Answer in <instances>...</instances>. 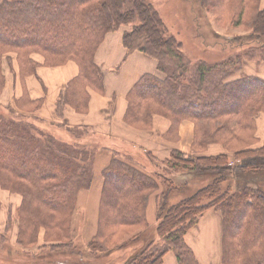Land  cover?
Returning a JSON list of instances; mask_svg holds the SVG:
<instances>
[{
  "label": "trees",
  "instance_id": "trees-1",
  "mask_svg": "<svg viewBox=\"0 0 264 264\" xmlns=\"http://www.w3.org/2000/svg\"><path fill=\"white\" fill-rule=\"evenodd\" d=\"M210 1L202 0L203 5H214ZM220 2L225 5L228 0ZM244 2L246 4L245 0H240V5ZM72 6L76 7L73 13L85 17L82 26H77L79 35L74 34L72 42L65 47L64 44H51L44 34L47 30L53 34L65 31L61 27L66 25L65 16ZM20 17H26L25 22ZM136 20L139 24L124 32L125 47L156 58L158 70L165 71L167 76L161 79L148 73L138 80L128 95L125 120L131 125H149L147 121L153 110L158 109L155 106L169 107L181 117L196 121L197 144L206 147L209 142L222 143L232 150L235 161L232 162L226 153L198 156L173 151V169H165L166 174L154 175L114 157L103 171L98 232L89 242L88 249L96 251V264H118L116 251L122 249L127 257L119 264H162L164 255L170 250L175 252L178 264H199L185 235L208 209L214 207L224 216L222 264H264V143L254 147L250 142L229 148L232 143L243 141L242 134L253 130L256 115L264 110L263 78L247 75L229 79L240 68L241 55L220 63L197 61L192 65H195V76H190L191 61L181 50L182 42L148 0H79L78 3L74 0H0V67L3 50H26L28 54L37 47L48 53H65L70 49L71 53L65 54L79 62L80 75L68 85L74 88L78 84L76 91L79 92V86L86 89V83L90 82L102 90L104 75L96 65L93 53L106 33ZM22 23L31 26L29 32L33 25L41 23L34 28L43 35L15 37V30L22 27ZM250 28L258 39L264 37V10H258ZM254 48L264 50V46ZM88 49H91L90 53ZM166 57H173L174 62L167 63ZM185 78L191 82L183 85ZM192 83L196 84L193 91L189 89ZM185 89L188 91L184 92ZM70 100L68 92L64 95L62 91L58 102L67 101L66 105ZM199 101L202 104L198 108ZM6 109H10L11 122L0 115V168L13 176L10 188L29 191L28 203L20 212L23 245L36 243L38 228L44 227L45 240L50 242L51 250L65 249L72 242L69 222L77 194L80 189L89 188L92 182L91 158L94 154L90 151L91 146L83 144L85 146L79 147L52 132L43 142L38 137L43 134L36 133V128L18 124L27 116L16 109ZM198 123L207 125L199 131ZM212 125L215 126L212 128ZM249 137L250 141L256 138L254 131ZM91 148L97 151V147ZM67 159L74 160L77 165ZM115 180H123L126 184L116 185ZM152 193H156L157 222L149 227L146 208ZM63 221L68 225L64 226ZM237 223L240 227L232 230ZM127 227H136L137 231L123 241L115 240L117 233ZM54 228L59 231L52 234ZM150 228V233L156 237L145 243L140 238ZM30 230L36 233L30 234V241L24 240L22 235ZM51 234L50 238L48 235ZM65 255L73 257L75 253ZM82 256V259L65 257L64 261L58 262L50 261L52 255L44 257L39 253L31 259L36 262L25 264H87L84 261L87 257Z\"/></svg>",
  "mask_w": 264,
  "mask_h": 264
},
{
  "label": "rangeland",
  "instance_id": "rangeland-1",
  "mask_svg": "<svg viewBox=\"0 0 264 264\" xmlns=\"http://www.w3.org/2000/svg\"><path fill=\"white\" fill-rule=\"evenodd\" d=\"M78 1L79 0H74V2L77 3ZM148 1H150L154 5V7L160 12V15L162 16L169 30L178 38V40L182 42L183 46L181 47V50L184 53L186 59L187 60L189 59L191 61V66H190L191 68L189 70L190 76H195L194 75L195 65L194 66L192 65L195 64V62L197 61L202 60L210 64L220 63L222 60L224 61V59L229 60V57L237 58V55H241L242 58L241 66L239 69L235 70L234 73H232L229 79L234 80L241 76L244 77L247 75H254L264 79V50H256V48H254V47L259 48L261 46H264V37L260 36V38L258 39L257 37L259 36L254 34L253 30L250 28L253 19H255L256 17V13L258 12V10L259 11L264 10V0H245L246 4L244 2V5L242 6L240 5V0H235V1L228 0V2L225 3V5H222L220 0H212L209 3L214 5H210V6L203 5L202 0H148ZM75 9L76 7L72 6L71 11L68 12V14H66L65 16L66 25L62 23V25L64 26L61 27V28H65V31L61 30L53 34L49 30H47V32L44 34L43 37L48 38L47 40L51 44H55L56 46L64 44L63 47H65L68 43L72 42V38L74 34L78 36L80 33V28H77V26H82L85 18L81 14L77 16L75 13H73ZM242 9L243 11L242 13H240ZM81 11L82 10L80 9L78 10L79 13H81ZM63 15L64 14L61 12L60 18H62ZM24 18L20 17L19 19H21L22 22H25L23 21ZM135 24L138 25L139 21L136 20L128 24L127 26L122 25L118 29H120L121 27L124 28L123 29V35H124V32L133 29ZM39 26H41V23L33 25V29H31L29 32L28 30L31 28V26L29 24L27 25L25 23H22V27L15 30L16 31L15 37H23V36H31V35L42 36L43 34L39 33L37 29H35L38 28ZM25 31H28V33L24 34L23 32ZM108 33L104 35L103 39L101 40V43L104 41ZM100 44L96 48L95 53H93L94 56L96 55V52ZM90 50L88 49V53H90ZM134 50L137 49H130V51H134ZM4 51L5 50H3V52ZM18 51L9 50L7 52L1 53L2 57H1L0 76L1 74L2 76L0 77V91H1L0 115H4L5 120L11 122L9 108H13L20 111L22 115L28 116L29 118L28 117L23 118V120H21L18 124H20L21 126L31 125L32 127L36 128L35 129L36 133L43 134L42 136L38 135V137L43 142H45L46 140H48V137L51 134L50 132H52L55 136L59 135V132L54 130L53 127L39 121L40 111L43 109L45 105L44 99L35 101V99H33L29 95L28 90L26 91L23 90L20 97H17L16 95L11 96L10 91L5 93V95L3 92L5 88H7L9 85L8 84L9 79H14V78L17 79L18 76H20L22 80V85H24L26 78L35 75L36 78H38V80L42 82L43 86H45L44 76L40 73V71H44V68H48L49 74L53 75V73L57 69H59L63 65L68 64L71 61L76 62L75 64L78 67V69L80 68V65L75 58L67 57L66 54L71 53L70 49L66 50L65 52L66 54L64 53V51L61 52L52 51L53 53H48L38 47L29 50L30 52L28 54L26 50H18ZM61 54H65L66 56L60 57ZM165 61L167 63L172 64V62H174V59L173 57L171 58L166 57ZM99 69L101 70L100 67ZM157 71L158 72L156 73V75L159 78L163 79L167 76L166 75L167 73L165 71L162 72L158 70V68ZM77 77H75L72 80H75ZM209 79L211 80L212 78ZM72 80H70L64 86L62 91L64 95L66 94V92H68L69 98L71 99L68 105L74 107L76 110L84 111L88 107L91 100L89 89H93L96 93L99 94H102L105 89V85L103 86V89L100 90L94 87L90 82L86 83V85L84 82H82V84L85 85L86 89H82L79 86L80 91L78 92L76 91L78 84L75 85L74 88L71 87L72 85L71 86L68 85ZM189 81L190 80L185 78L182 83L183 85H186ZM103 83H104V79H103ZM189 87H190L189 89L193 91V89L196 87V84L192 83V86L189 85ZM70 90H75V92ZM187 91L188 90L186 89L184 90V92ZM65 102L67 101L58 102V108H60L59 110L60 113L61 110L65 107L64 104ZM239 102H237V104ZM175 104L174 106H176ZM201 104L202 103L199 101L197 107L199 108ZM6 108H8L9 110H7ZM152 108H154L153 105ZM155 108L158 109L153 110L149 119L148 117L146 118V120L148 119L147 122L150 123L149 125L133 124L132 126L140 130H149L153 126L154 116L159 115L170 120V125L172 130H176L178 129L179 124L183 120L192 119L190 117H181L182 115L180 113L172 111V109L169 107L161 108L155 106ZM192 122H194V126H195L194 128L195 140L193 145V150H194L193 152L194 154L201 156L199 154H202L203 152L200 151H203L208 147V145L212 143H219V142H211V143L209 142L206 147L201 146V144H197L196 141L197 123L194 120ZM206 125L207 124L204 123H198L199 131L203 129ZM214 126L215 125H212V128ZM253 127L254 128L253 130L251 129L252 130L251 132H246L242 134V137L244 138L242 142L238 141L236 143H232L231 147L229 148H235V147L238 148L250 142L254 144L253 145L254 147L260 146L264 143V140L261 143H258L260 142V138L257 135L258 129H261V133L264 134V110H261L256 115V120ZM70 130L71 133L74 134L75 136L81 134L80 137H84L86 132H88L86 129L82 130L79 128H70ZM253 131L256 138L250 141L249 139H251V137L249 136L253 134ZM176 134L177 132L175 133V135ZM200 140H201V133H200ZM78 141L74 139L72 143H77L79 147L85 146ZM222 145L226 149L225 145L224 144ZM89 148L90 151H93L94 154L91 158L92 166L94 167V161L96 157V152L94 150L95 148H91V147ZM231 151L232 150L226 149L223 153H226L228 156H230V154L232 153ZM230 159L232 160V162L235 161L234 154H232V157L230 156ZM120 160L124 162L127 161L129 164H134L133 159L129 156L124 158L120 157ZM68 161L73 162V164L77 165V163L72 159ZM173 161L174 158H171V156L163 160L157 159L155 157H151L150 159L143 161L145 167L141 163L138 164H140L141 167L143 166V168L147 169V172L151 174L161 175L167 173L165 169H173L171 166ZM141 167L138 166L139 169H141ZM92 172H93V178H92V182H93L95 177V169H92ZM102 177H103V186H104L103 173H102ZM11 182H13V176L9 175L4 169L0 168V264H18V263L25 264L27 262L33 263L36 261H34V259L33 260L31 259L33 258L34 255H37L39 253L42 254L44 257H47L48 255H52V260L50 261L55 260L58 262H60L59 260L64 261L65 257L67 259H71V258L82 259L80 256L83 255L82 257H87V260H84L86 261L87 264H96V257H97L96 251H90L88 249L89 242L96 235L88 243H85L83 241L80 227L83 228L85 222L83 220V216L79 213V211H77L78 209H80V207L77 205L78 194L81 190L87 188H82L78 192L75 201V207L71 215V221L69 222V227L71 228V234H72V238H71L72 242L70 243V245H68L69 247L65 249L51 250V248L49 247L50 242L45 240L47 237H46V230L44 227L38 228V232H37L38 238L36 243L26 247L25 245H23L24 242H22L21 240L20 212L22 206L23 208H25V205L28 203L29 191H26L27 189L25 190L22 189L19 191L15 188H10ZM17 182L21 183L23 181L18 180ZM114 183L116 185L126 184V182H124L123 180L120 181L115 180ZM27 185L31 187L30 183H27ZM32 188L34 187L32 186ZM86 198H88V196ZM35 204L37 206L38 202L35 201ZM100 208H101V200H100ZM77 213L78 215H76ZM63 224L64 226L65 224L68 225V222L63 221ZM74 225H76V227ZM151 226L152 225L149 224V227ZM239 227L240 224L237 223V225H235L232 230H236ZM57 231L59 230L57 228H54V230H52L51 233L55 234ZM135 231H137L136 227H127L126 229H123L120 233H117L116 235L117 237L115 238V240L123 241L124 238H128L129 236L134 235ZM151 231L152 230L150 228V231L142 235L140 240L144 239L145 243H148L150 239L155 238L156 236L154 234H151L150 233ZM32 232L34 231L32 230L28 231L26 235H22V238H24V240H29V236ZM52 234L48 236L51 238ZM74 236L77 238H74ZM223 238H224V234H223ZM139 241H135L134 243H140ZM42 245H47V246H45L43 249H38L40 248L39 246ZM70 253H75V255L73 257H67L65 255V254L70 255ZM140 253L141 252H139V254ZM116 257L118 258V264L122 263L126 259L127 253L123 249L117 250ZM23 260L24 263H22Z\"/></svg>",
  "mask_w": 264,
  "mask_h": 264
},
{
  "label": "crops",
  "instance_id": "crops-1",
  "mask_svg": "<svg viewBox=\"0 0 264 264\" xmlns=\"http://www.w3.org/2000/svg\"><path fill=\"white\" fill-rule=\"evenodd\" d=\"M123 29L121 27L108 33L96 52L95 62L103 72L105 89L102 94L89 89L91 100L84 111L76 110L68 104L61 113L60 109L58 110L62 89L80 73V68L78 69L76 62L73 61L57 69L53 75L49 74L48 68L40 71L44 76L45 86L35 75L26 78L22 85V80L18 76L17 79H9V85L3 92L5 95L10 91L11 96L20 97L23 90H28L33 99H44L45 105L39 114L40 122L58 131L59 135L56 136L62 140L75 139L82 144L97 147L93 167L94 180L89 188L79 192L77 199V205L80 207L77 211L85 222L84 227H80L85 243L97 235L103 190L102 173L114 156L117 158L129 156L133 159L132 165L138 168L141 167L138 163L144 166L143 161L151 157L167 159L173 151L194 154L195 126L192 119L183 120L176 130H172L170 120L159 115L154 116L153 126L149 130L137 129L126 122L128 95L131 89L144 74H156L158 71L154 57L138 50L130 51L125 47ZM76 127L86 129L88 132L84 137L77 138L70 130ZM257 135L260 138L258 143H261L264 140L261 129H258ZM225 150L222 144L212 143L201 152L205 155H217ZM232 154L234 153L230 154L231 157ZM143 166L141 169L147 172ZM155 195L156 193H152L149 196L146 208V219L152 226L157 222ZM223 221L222 211L213 207L208 209L186 233L185 240L194 251L199 264H222ZM162 264H178L173 250L165 254Z\"/></svg>",
  "mask_w": 264,
  "mask_h": 264
}]
</instances>
